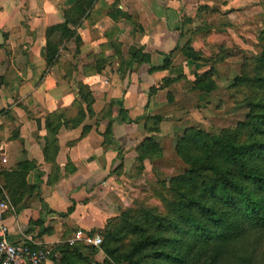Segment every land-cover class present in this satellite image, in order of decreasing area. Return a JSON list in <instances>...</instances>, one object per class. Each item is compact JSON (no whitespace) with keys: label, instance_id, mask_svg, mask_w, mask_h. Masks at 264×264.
<instances>
[{"label":"crops","instance_id":"obj_1","mask_svg":"<svg viewBox=\"0 0 264 264\" xmlns=\"http://www.w3.org/2000/svg\"><path fill=\"white\" fill-rule=\"evenodd\" d=\"M88 1L0 0L3 217L42 264L156 180L148 153L180 113L198 122L197 83L236 75L264 25V0H95L82 13Z\"/></svg>","mask_w":264,"mask_h":264},{"label":"rangeland","instance_id":"obj_2","mask_svg":"<svg viewBox=\"0 0 264 264\" xmlns=\"http://www.w3.org/2000/svg\"><path fill=\"white\" fill-rule=\"evenodd\" d=\"M263 47L264 42L258 40L247 54H243L236 75L225 76L215 73L197 83L196 89L202 96L200 103L198 102L201 114L198 116V122L180 113L184 122L175 133V137L167 140L164 147L157 145L149 152L150 154L148 153V159L154 161L156 180L149 183L147 188L137 187L140 193L136 197L114 204L108 211L109 218L106 224L97 230L100 231L101 244L99 246L86 244L80 247L83 255L102 264H174L169 255H177L179 247L177 242L169 239H184V231L190 225L181 221V215L188 211L199 212V207L187 199L197 198L202 189L204 192L201 191L200 195L202 199L204 198L203 201H211L216 195L205 190L210 182L209 178L201 182L199 188L192 194L191 183L190 189L182 188L177 192L175 215L169 217L166 206L174 203L170 181L174 177L188 173L191 168L179 152L180 143L189 130L205 133L222 141L230 140L231 143L244 134L250 135L254 141L264 140L254 128L257 123H260L259 127L264 128L262 95L264 82L255 79L260 72L255 60L259 58ZM236 78L240 79L238 83H235ZM260 153L264 154V151L255 152L256 156ZM231 159L232 157H229L228 161ZM255 168L258 169L257 162ZM172 218L173 225L178 224L176 228L172 227L170 222ZM254 238L256 239L252 241L258 243L256 247H264V233ZM154 239L156 242L151 243ZM252 241L248 242L249 247H254Z\"/></svg>","mask_w":264,"mask_h":264},{"label":"trees","instance_id":"obj_3","mask_svg":"<svg viewBox=\"0 0 264 264\" xmlns=\"http://www.w3.org/2000/svg\"><path fill=\"white\" fill-rule=\"evenodd\" d=\"M94 1L85 3L82 13L90 9ZM258 40L264 42V25ZM255 65L260 70L256 81L264 82V47ZM239 81L235 79V83ZM259 126L260 123H257L254 128L258 135L264 137V128ZM229 141L189 130L180 143L179 152L191 168L188 173L170 181L174 203L166 206L169 217L175 215L177 192L182 188L190 189L191 183L192 194L201 182L209 178L205 190L216 195L211 201H203L200 195L201 191L204 192L202 189L200 196L187 199L199 207L200 213L197 210L181 215V221L190 227L185 229L184 239H169L177 242L179 247L177 255H169L174 264H264V247H256L258 243L252 241L264 233V154H255L256 151H264V140L254 141L250 135L244 134L232 143ZM229 157H232L230 161ZM256 162L258 169L255 168ZM173 220L170 222L176 228L178 224L173 225ZM96 231L90 233L100 234ZM249 241L254 247H249ZM155 242L154 239L151 243ZM66 245L55 247L50 253L54 264H66L67 253L81 263L102 264L83 255L80 249L83 244ZM56 251H59L60 257L55 256Z\"/></svg>","mask_w":264,"mask_h":264},{"label":"built area","instance_id":"obj_4","mask_svg":"<svg viewBox=\"0 0 264 264\" xmlns=\"http://www.w3.org/2000/svg\"><path fill=\"white\" fill-rule=\"evenodd\" d=\"M6 208L7 203L0 197V264H42L48 257L45 250L34 248L26 242L15 244L9 241V229L3 217ZM78 242L83 245L99 246L102 238L97 233H84L78 230L67 243L75 245Z\"/></svg>","mask_w":264,"mask_h":264},{"label":"water","instance_id":"obj_5","mask_svg":"<svg viewBox=\"0 0 264 264\" xmlns=\"http://www.w3.org/2000/svg\"><path fill=\"white\" fill-rule=\"evenodd\" d=\"M4 44L3 35L0 33V47Z\"/></svg>","mask_w":264,"mask_h":264}]
</instances>
